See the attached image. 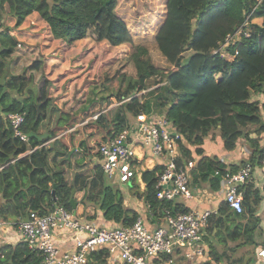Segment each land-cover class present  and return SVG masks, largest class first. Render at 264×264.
Segmentation results:
<instances>
[{
	"label": "trees",
	"instance_id": "trees-1",
	"mask_svg": "<svg viewBox=\"0 0 264 264\" xmlns=\"http://www.w3.org/2000/svg\"><path fill=\"white\" fill-rule=\"evenodd\" d=\"M118 1L0 0V60L3 61V58L12 53L16 46L23 45L39 49L42 73L48 81L47 95H50L51 99L57 98L63 94L66 85L73 77L86 72L96 62L98 58V33L95 29L97 17L100 13L115 9ZM172 1L166 0V9L169 4H173ZM256 2L257 0L192 1L184 7L187 12L185 22L189 29L185 34L182 49L173 57L169 55L171 52L164 50L161 37L157 34L148 42L132 43L127 51L104 62L100 78L105 80L118 76L121 86L117 88L114 95L117 100H124V102L112 114L113 116L104 117L101 113L88 122L107 121L111 125V129L108 130L110 136L127 125L128 114L134 115L140 111L162 113L170 121L171 127L180 135L177 139L181 151L178 162L187 161L192 155L196 157L190 182L207 183L210 189L220 190L222 175L214 172L219 170V173H222L226 164L216 156L204 155L200 145L209 128L215 127L216 121L220 124V132L228 148L233 147L241 136H248L247 131L237 122L236 114L243 113L245 107L253 109L252 112L255 109L256 112L257 102L247 101L251 92H264V72L252 75L241 89L239 98L235 101L237 104L234 102L235 106H231V101L227 107L230 112L227 111L228 114L223 119L219 116L223 110L221 106L212 107L214 114L211 116L212 113H209L208 109L203 110V105L219 88V82L211 81L214 73L220 72L223 79L231 69L243 62V46L249 48L259 34H263L264 37V0H260L257 4ZM214 4L222 6L224 24L209 25L201 35L204 49L194 50L191 54L185 55L183 51L191 46L196 23L201 15ZM253 6L249 16L250 36L242 37L241 44L238 45V54L234 55L233 45L226 48V57L231 56L232 60L227 61L218 53H212V49L218 46V42H221L228 33L234 31L244 21L246 13ZM253 17H261V23L252 22ZM111 18V23L115 26L114 43L119 45L129 41L131 32L128 26L118 21L113 13ZM165 18L166 22L171 20L168 11ZM172 24H170L169 32L164 34L167 41L170 38H178L179 32L175 34L171 32ZM260 50L264 51V44ZM192 58H199L202 61L198 67L189 64ZM153 76H158V79L155 78L152 83L147 82ZM157 83L160 84L154 88L151 87ZM16 89L20 90L18 87ZM142 89H146L145 92L135 95ZM191 89L196 96L193 97L194 99H187L190 101H183L182 94L185 96V93ZM193 101H196L195 105ZM98 106L99 101L93 98L80 110L79 120L90 116ZM0 108L5 114L24 113L21 130L28 135V141L33 147L32 151L20 157L0 156L1 217L11 216L19 220L26 216L29 209L43 212L44 206L51 204L52 195L57 197L59 204L71 210L69 203L71 190L81 189L83 190L81 200L100 209L104 219L128 225L137 218L138 212L124 205L123 194L106 183L105 174L99 164L95 163L89 173L76 172L73 179L68 182L64 179L62 169L49 165L48 149L42 144L34 148L40 144L37 138L39 109L34 99L27 101L25 97H14L8 91H2ZM60 111L63 110L60 109ZM202 111L207 114H201ZM256 113L260 116L258 111ZM191 114L198 115L196 120L197 118L201 120L200 129L197 131L190 130L189 125L184 121V118ZM207 116L210 118L207 119ZM57 118V124L60 126H63L61 124L65 121L67 126H72L75 122L73 117L69 121L67 116L62 114ZM210 119L213 121L211 122ZM260 119L261 122L256 126L255 131L264 130V120ZM5 133L13 134L9 124L5 128ZM247 139L252 145V160L258 161L264 156V146H259L257 138L247 137ZM192 144L196 145L194 150L188 147ZM229 166L235 168V165ZM160 167L158 164L153 170L142 172V180L146 184L143 196L150 210L157 216H162L164 209H169L172 213L188 211L187 207L180 208L173 199L158 200L155 197L154 172ZM26 181L29 185H26ZM134 194L139 197L142 195L137 190ZM261 199L258 189L253 187L251 180L248 181L243 186L242 211L239 213L231 211L227 203L221 200L216 212H212L207 218L206 231H211L213 228L219 231L224 227L226 231L229 230L227 237L240 240L236 245L254 244L258 249L264 247V235L260 230L259 217L255 214ZM95 216L96 212L85 215L87 219H94ZM229 217L233 221L230 227H228ZM257 234L260 239L255 237ZM108 255L105 248L94 251L90 254V263L105 264ZM40 260L41 254L29 249L22 241L12 245H0V264H38Z\"/></svg>",
	"mask_w": 264,
	"mask_h": 264
},
{
	"label": "built area",
	"instance_id": "built-area-1",
	"mask_svg": "<svg viewBox=\"0 0 264 264\" xmlns=\"http://www.w3.org/2000/svg\"><path fill=\"white\" fill-rule=\"evenodd\" d=\"M259 2L257 0L256 4ZM254 6L246 13L244 21L218 42L212 53L226 57V48L233 45L234 55L238 54L242 37L250 36L249 16ZM118 101L121 104L124 102ZM155 112L140 111L128 115V123L124 128L96 145V163L107 177L130 182L141 170L136 146L148 148L152 157L160 160L161 166L154 174L155 197L158 200L190 198L193 195L190 189L191 170L196 160L189 158L178 162L180 148L177 139L180 135L171 127L168 119ZM101 113L95 112L89 118L95 119ZM5 118L13 136L28 143V135L21 130L24 113L8 112ZM240 152L243 160L235 168L226 165L222 173L219 170L214 172L222 175L223 200L231 211L237 213L243 209V186L253 179L256 166L260 170L259 182L264 186V156L256 164L252 160L251 149L247 151L243 147ZM212 212L206 209L172 213L164 209L163 222L154 227L147 226L141 216L128 225L115 222L113 225L101 226L78 219L72 209L59 204L57 197L52 195L51 204L45 205L43 212L29 209L26 219H0V229L15 228L19 241L41 254L38 264H86L90 254L102 248L122 264H174L180 257L195 258L205 254L204 230ZM65 232L73 236V249L60 251L54 237ZM257 255L261 264H264V247L257 251Z\"/></svg>",
	"mask_w": 264,
	"mask_h": 264
},
{
	"label": "crops",
	"instance_id": "crops-1",
	"mask_svg": "<svg viewBox=\"0 0 264 264\" xmlns=\"http://www.w3.org/2000/svg\"><path fill=\"white\" fill-rule=\"evenodd\" d=\"M216 9L221 10V13L223 14V8L221 5L219 7H214L212 5L201 15L199 21L196 23V29L191 46L188 50L183 51L185 55L191 54V52H193L194 50L204 49L201 35L209 25L218 23L217 17L221 13L217 15L216 18H214L213 15ZM251 21L261 23V17H253ZM26 48L31 51L34 50L33 56H26L24 59V56L22 55L23 57L21 56L20 58H18L19 52L25 51ZM39 56L40 50L37 48L32 49L28 46L23 45L16 46L13 52L6 56V58H8L10 61H13L15 58L17 59H15L12 63V66L10 68L11 76L6 78V85L10 88H14V86L17 85L16 87L20 89V85L18 84L20 83V81H23V78H28V76H26L27 72L30 75L33 74L35 70L42 71V63L39 60ZM243 57L244 58L241 65L235 66L233 69H231L228 75H226L223 79L220 72L214 73L211 81L213 83L219 82V88L207 100L211 103V105L218 106L219 104L217 105V103L219 101H226L223 105L227 107V105H229L231 101H235L239 98V95L242 91L241 89L244 88L253 74L257 72H264V51L260 50V47H256V49L250 52L244 51ZM222 58L229 61L232 60L233 57L227 55V57ZM200 62L202 61L199 58H192L189 64H194L196 67H198ZM13 81H16V83H13ZM26 86L27 87L24 89L21 88L18 91V94L16 90V93H10V95L19 98L25 97L27 98V101L34 99L36 104L38 105L39 127L37 138L39 139L40 144L34 146V148L42 144L46 149H48L49 165L53 168L62 169L64 179L68 182L73 179V176L76 172L82 171L89 173L92 166L96 163V160L95 162H92V158H95V156L92 155V150L89 147L93 145L92 143H94L96 139H90L89 144H86L83 143L84 141L82 137L75 136V140L72 137V131L75 130V128H78L81 123L80 121L83 120L75 121L72 126H67V124H65L67 123L66 121L64 122L63 126L58 125L57 117H59L60 113L62 112L60 111L59 114L56 113V109L58 108L56 98L51 99L50 95H46L47 91L44 81L41 79L39 80V82H37V84L32 86L36 89L35 94L34 91L28 88V85ZM68 88V92L70 93L72 89V79L68 82ZM44 91H46L45 95L51 100H48L47 106L42 107L40 106L42 101L40 99V95L44 93ZM260 95H263L264 97V92H251L247 101L257 102L256 112L258 111V114L260 113V116L257 115L255 109L252 112L253 109L251 110L250 108L245 107L243 113L236 114V119L237 122L242 126V128L247 131V137L253 139L257 138L259 146H264V130L255 131L256 126L261 122L260 118L264 120V111H262V109H264V99L263 97L261 99ZM68 96L70 97V94H68ZM212 101H214V103ZM116 110L117 108H112V110H110L109 112L113 113ZM203 110L207 111V107L203 108ZM204 111H202L201 114L206 115L207 112ZM227 111L228 110H226V112H223L222 110L219 113L220 115H218L223 119L227 116L228 112H230V110L228 112ZM63 113L64 114L62 115H64L65 117L67 116L69 121L72 120V108L71 111L69 110L67 114L65 113V111ZM209 113H212L211 116L214 114L212 110H210ZM5 115L6 114L0 108V156L11 155L13 157H20L32 151L33 147L29 142L24 143L20 140L17 141V138L14 137L13 134L9 135L8 133H5V128H7L8 126ZM103 115L104 117H107V115ZM197 116L191 114V116L187 115L184 118V121L189 125L190 130L192 131H197L200 129L199 125L201 124V120L199 118H197L196 120ZM89 117L90 116H88V118ZM206 118L208 119L210 118V116H207ZM210 121L212 122L213 119H210ZM89 123H91V127H89L90 130L85 131V134L96 133L97 135H99L97 140H99L100 138L104 140L109 136L108 130L111 129V125L108 124L107 121L93 120ZM195 124L196 126L194 127ZM214 124L215 127L209 128V131L204 136L203 142L200 145L203 150V154L216 156L217 159L224 162L226 165L237 166V164L241 160H243V154H241L240 152L241 149L245 147L247 151L250 149L252 150L251 142L247 139V137L241 136L240 138H238L233 147L228 148L225 145V139L221 135L219 122L216 121ZM245 128H252V131H249L248 129L246 130ZM195 146L196 145L193 144L188 145L191 150H194L196 148ZM135 149L139 156V164L141 170L139 171V175L130 182L131 185H137V191L142 195L139 197L135 194L125 195L123 193L124 205L136 210L138 212V216H141L147 226L154 227L155 225L161 224L163 222V218L161 215H154L150 210L149 204L144 200L143 190L145 189L146 184L142 180V172L145 170H153L155 166H158L160 160L152 157L148 148L136 146ZM209 149L211 151H209ZM189 158H194L196 160V157L194 155L190 156ZM255 162L256 164L258 163V161ZM259 174V167L256 166L254 169L253 179L251 181L253 187L258 189V194L262 197V200L259 203L255 214L259 217L260 230L264 235V186H262L259 182ZM27 182L28 181H26V185H29V183ZM190 189L193 194L192 197H178L173 199V202L178 204L180 208L187 207L188 211H203L206 209H210L213 212H216L219 202L223 200V192L221 187L220 190H212L209 188L207 183L190 182ZM82 195L83 190L80 189L74 191V199L76 200L75 216H77L78 219L82 221L95 222L101 226H109L115 224L114 221L104 219L102 217V212L100 211V209L96 208L93 204L84 203L81 200ZM94 212H96V216L94 219H87L85 217L86 214H92ZM228 222L229 225L233 224V221L230 217L228 218ZM223 232V230L218 231L217 228H213V230L211 231H206L205 229L204 236H206V234L208 233L210 234L209 239L204 238V242L206 245L205 254L202 257H195L187 260H183V257H180L179 260H175L174 264H261V259L257 255V251L260 248L258 249V247L254 244L236 245L240 240H232L227 237L226 234L223 235ZM226 232H229V230ZM255 237L257 239H260L258 234L255 235ZM54 240L56 246L60 251L73 249V236L71 235V233L66 232L62 234H56ZM18 241L19 239L17 237L15 228H7L4 230L3 228L0 229V245H12L16 244ZM90 260L91 259L89 257V260L86 264H94L93 262L90 263ZM105 264L122 263L115 256L108 255Z\"/></svg>",
	"mask_w": 264,
	"mask_h": 264
},
{
	"label": "rangeland",
	"instance_id": "rangeland-1",
	"mask_svg": "<svg viewBox=\"0 0 264 264\" xmlns=\"http://www.w3.org/2000/svg\"><path fill=\"white\" fill-rule=\"evenodd\" d=\"M192 1H195V0H180L178 1L179 3L176 0H173L172 1L173 4H169L168 8L166 9V4H165L166 0H119L115 9H113L112 11H107L106 13L104 12L100 13L99 16L97 17V22H96L97 24L95 26V29L98 33L97 34L98 58L89 70L81 74H78L76 77L72 78V89L70 93L68 92L69 88L67 84L63 94H61L60 96L56 98V102L58 106V108L56 109V113L59 114L60 109L63 110L62 113L60 114H64L63 113L64 110L65 112L68 113L69 110L71 111V108H72V117L74 118L75 121H80L79 120L80 114H81L80 110H82L84 106L88 105L93 98H96L99 101V106L91 113V115L99 111L107 115V117H110V115H112L115 111L113 113H110L109 111L112 110V108L119 109V107L121 106L119 105L121 104L120 101H118L114 95L117 88L121 86V84H120V80L118 76H115L112 79L106 78L105 80H101L100 74L101 72H103L102 64L106 61L111 60L112 58L116 56H119L125 51H127L130 48L132 43H137L140 41L148 42L150 39L155 38L157 34H159L161 37L164 50L168 53L171 52L169 55L173 57L177 52H179L182 49L185 34L187 30L189 29L187 28V25L185 22L187 12L184 7ZM213 6L219 7L220 5L214 4ZM167 11L169 13V17L171 18L169 22L165 21V19L167 18V17L165 18ZM112 13L117 16L118 21H121L122 23L126 24V26H128L131 32L129 33L130 35L129 41H125L124 43H121L119 45L114 43L113 36H114L115 26L112 25L111 23ZM220 13H221V10L216 9L214 11L213 17L216 18L217 15H219ZM217 18H218L217 22L220 25H222L223 20L225 18L223 14L221 13ZM171 23H173L171 32L173 34H175L176 32H179V34H178L177 39L170 38L167 41L165 40L164 34L168 33L169 32L168 30L171 29V26H170ZM253 41L254 42L251 44L249 48H246L247 46H243L242 51L250 52L256 49V47L261 48L262 45L264 44L263 34L257 35ZM33 51L34 50L31 51L26 48L25 51L19 52L18 58H20L22 55L24 56V59L26 56H33L34 54ZM13 61H10L8 58H6V56L3 58V61L0 60V71L2 70L0 73V94L2 91H8L9 93H16L17 85L14 86V88L12 87L10 88L5 83L6 78L11 76L10 68L12 66ZM26 74L28 78L27 79L23 78L22 79L23 81H20V83L18 84L20 85V89L21 88L24 89L27 87L26 85H28V88L34 91V94H35L36 89L35 87H32V86L37 84V82H39V80L42 79L46 85V91H47L48 81L41 70L39 71L35 70L33 74H30V75L28 72ZM155 78L158 79V76L157 77L153 76L149 78L147 82L152 83ZM183 80L184 79L182 78V81ZM13 83H16V81H13ZM158 84L160 83L153 84L151 87L154 88ZM18 91L19 90H17V94H18ZM46 91H44V93L40 95V99L42 100L40 106L42 107L47 106L48 100L49 101L51 100L46 96L47 94L45 95ZM193 92L194 91L191 89L189 92L185 93V96L184 94H182L183 101L184 100L186 101L188 98L194 99L193 97L196 96V93L195 92L193 93ZM68 94H70V97L68 96ZM260 97L262 99L263 95H260ZM213 100H214V97H213ZM187 101H190V100H187ZM235 101H232L231 106H235L234 105ZM212 102L214 103V101ZM225 102L226 101H219L217 103V105L219 104L218 106H221L223 108V112H226L227 107L229 106L227 105L226 107L225 105H223ZM192 103L193 105H195L196 101H193ZM203 107L204 108L207 107L209 111L212 110V107L214 108V106L211 105V103L208 101L204 103ZM156 112H155L156 114L158 113L162 114L158 111ZM87 118H85L83 121H80L81 123L79 122L80 126L78 128H75V130L72 131V137L75 140V136H80L83 138V141H84L83 143H86V144H89L90 139L92 140L96 139V141L92 143L93 145L91 147L92 155L95 156V158H92V162H95V160L97 159V153H95L94 151H96V145L102 139L100 138L99 140H97L99 135H97L96 133L85 134V131L87 130L89 131L90 130L89 127H91V123L88 122V120H90L91 118H88V119ZM86 119L87 121H85ZM61 125H63V123ZM195 126L196 124L194 125V127ZM245 129L252 131L251 130L252 128H245ZM16 140L18 141V139ZM209 151L211 150L209 149ZM105 181L114 190H119L122 194L124 193L125 195H128V194L133 195L138 189L136 185L132 186L131 182H120L119 180L113 177H107L106 175H105ZM0 219H6V220H12V221L15 220L11 216L8 218H3L0 216ZM230 226L231 225H228V227ZM221 230L224 231L223 235L227 234L226 229H224V227L221 228ZM209 236L210 234L208 233L206 234V236H204V238L209 239ZM182 259L187 260L190 258L183 257Z\"/></svg>",
	"mask_w": 264,
	"mask_h": 264
},
{
	"label": "water",
	"instance_id": "water-1",
	"mask_svg": "<svg viewBox=\"0 0 264 264\" xmlns=\"http://www.w3.org/2000/svg\"><path fill=\"white\" fill-rule=\"evenodd\" d=\"M69 203H70L72 212L75 214L76 200L74 199V189L71 190V195H70V198H69ZM24 219H26V216L24 217Z\"/></svg>",
	"mask_w": 264,
	"mask_h": 264
}]
</instances>
